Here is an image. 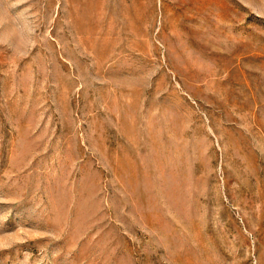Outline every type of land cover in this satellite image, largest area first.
Segmentation results:
<instances>
[{
    "label": "rangeland",
    "instance_id": "obj_1",
    "mask_svg": "<svg viewBox=\"0 0 264 264\" xmlns=\"http://www.w3.org/2000/svg\"><path fill=\"white\" fill-rule=\"evenodd\" d=\"M0 264H264V0H0Z\"/></svg>",
    "mask_w": 264,
    "mask_h": 264
}]
</instances>
